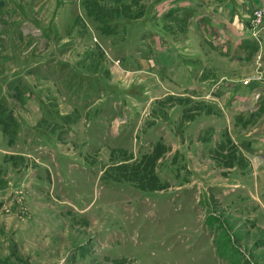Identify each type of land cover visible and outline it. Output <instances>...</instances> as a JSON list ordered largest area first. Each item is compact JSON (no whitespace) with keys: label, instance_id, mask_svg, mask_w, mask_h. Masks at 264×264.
<instances>
[{"label":"rangeland","instance_id":"1","mask_svg":"<svg viewBox=\"0 0 264 264\" xmlns=\"http://www.w3.org/2000/svg\"><path fill=\"white\" fill-rule=\"evenodd\" d=\"M196 2L0 5L2 264H264V155L234 142L264 109L204 131L217 103L189 84H264V60L218 48ZM201 2L258 39L264 0Z\"/></svg>","mask_w":264,"mask_h":264},{"label":"crops","instance_id":"2","mask_svg":"<svg viewBox=\"0 0 264 264\" xmlns=\"http://www.w3.org/2000/svg\"><path fill=\"white\" fill-rule=\"evenodd\" d=\"M8 1L12 0H0V5L3 4V11H8ZM197 1V11H194L196 21L203 30H206V34L211 40H219V44L215 43L218 48L223 51L229 50L236 57L259 56L264 60V25L256 39L253 37L252 31L249 30L248 18H245L249 16L248 14L233 11L232 6L227 7L226 11H218L216 7H212L214 11H211L209 10L211 9L210 5L207 6L201 0ZM195 64L197 71L202 69L198 62ZM217 77L214 78L212 75L211 79L214 80L210 82L207 80L208 78L199 74V77H194L195 80L192 79L189 83L217 103V107L215 104L210 109L207 107L199 116L202 117L200 125L204 131L213 130L217 126L216 121L223 120L224 117L227 120V126L230 116L237 118L239 115L245 114L244 116L253 120V117L264 109V84L261 81L245 82L229 76ZM219 80L225 81L219 82ZM257 123L259 122L252 124L257 127L256 129L238 135L237 140L234 138V142L239 144L245 156L250 155L251 158L253 156L256 158L258 153H260L259 156L264 155V118L262 123L259 125ZM228 134L225 132V135Z\"/></svg>","mask_w":264,"mask_h":264},{"label":"trees","instance_id":"3","mask_svg":"<svg viewBox=\"0 0 264 264\" xmlns=\"http://www.w3.org/2000/svg\"><path fill=\"white\" fill-rule=\"evenodd\" d=\"M0 126H1V128H2V130L4 131V132H7V129H6V122L5 121H3V120H1V118H0ZM11 133H12V128H11V131H10ZM12 136V135H11ZM0 264H2L1 262H0Z\"/></svg>","mask_w":264,"mask_h":264},{"label":"built area","instance_id":"4","mask_svg":"<svg viewBox=\"0 0 264 264\" xmlns=\"http://www.w3.org/2000/svg\"><path fill=\"white\" fill-rule=\"evenodd\" d=\"M264 82V79H261Z\"/></svg>","mask_w":264,"mask_h":264}]
</instances>
